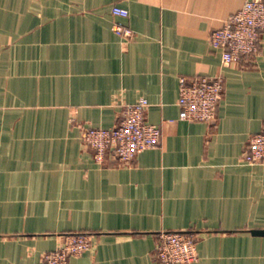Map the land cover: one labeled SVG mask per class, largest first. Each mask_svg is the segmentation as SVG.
<instances>
[{
  "label": "crops",
  "instance_id": "0c3cea01",
  "mask_svg": "<svg viewBox=\"0 0 264 264\" xmlns=\"http://www.w3.org/2000/svg\"><path fill=\"white\" fill-rule=\"evenodd\" d=\"M246 1L0 0V264H40L68 233L92 235L72 264H159L161 231L194 234L193 264H264V164L241 161L263 129L264 33L228 66L209 43ZM203 76L223 78L217 118L181 121L178 81ZM140 99L159 144L95 163L81 129Z\"/></svg>",
  "mask_w": 264,
  "mask_h": 264
},
{
  "label": "built area",
  "instance_id": "2783aa9c",
  "mask_svg": "<svg viewBox=\"0 0 264 264\" xmlns=\"http://www.w3.org/2000/svg\"><path fill=\"white\" fill-rule=\"evenodd\" d=\"M112 15L128 18V11L113 6ZM113 32L124 41L134 38V31L125 24H115ZM264 33V0H247L223 24L209 34V43L221 51L224 66L240 62L259 53ZM178 117L181 121L212 123L223 97L222 77H181L178 81ZM148 103L144 99L125 105L116 124L108 129L84 127L80 131L83 144L92 151L93 159L103 165L107 156L118 165H129L141 152L156 147L160 128L145 118ZM246 164H264V123L261 132L252 135L242 153ZM55 249L42 255L40 264H72L71 260L91 248L89 233H68ZM159 264H193L197 260L196 240L189 231H161L153 251Z\"/></svg>",
  "mask_w": 264,
  "mask_h": 264
},
{
  "label": "water",
  "instance_id": "95a60500",
  "mask_svg": "<svg viewBox=\"0 0 264 264\" xmlns=\"http://www.w3.org/2000/svg\"><path fill=\"white\" fill-rule=\"evenodd\" d=\"M250 232L254 236H264V230H252Z\"/></svg>",
  "mask_w": 264,
  "mask_h": 264
}]
</instances>
